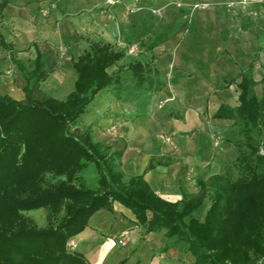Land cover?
<instances>
[{
	"label": "trees",
	"instance_id": "1",
	"mask_svg": "<svg viewBox=\"0 0 264 264\" xmlns=\"http://www.w3.org/2000/svg\"><path fill=\"white\" fill-rule=\"evenodd\" d=\"M9 4L2 0L0 12ZM160 42L144 47L152 51ZM0 47L19 52L1 35ZM124 57L125 51L112 44L90 43L74 63V91L59 101L41 89L50 71L40 53L28 65L11 56L26 84L21 101L0 95V264H88L68 243L98 210L113 212L115 202L129 208L148 233L165 231V252L178 248L194 264H264V76L257 82L253 65L248 66L237 84L239 106L222 105L214 116L242 127V139L234 140L238 134L230 133L237 159L224 174L199 180V193L183 194L173 203L142 176L126 180L121 153L96 143L90 130L75 129L99 92L111 85L120 89L119 75L108 69ZM153 61L135 60L127 71L138 87L155 93L165 80ZM89 164L99 174L96 189L83 178ZM48 175L59 181L47 182ZM207 198L208 211L198 219L195 214ZM38 209L47 212L45 228L24 215Z\"/></svg>",
	"mask_w": 264,
	"mask_h": 264
},
{
	"label": "crops",
	"instance_id": "2",
	"mask_svg": "<svg viewBox=\"0 0 264 264\" xmlns=\"http://www.w3.org/2000/svg\"><path fill=\"white\" fill-rule=\"evenodd\" d=\"M64 1L63 7L59 6L61 1L51 3L57 11L49 16L54 27L47 34L41 36L40 31L28 30L18 38L23 47L34 49L31 60L38 53L45 59L50 75L41 84L44 92L59 101L67 99L77 81L74 63L90 43H109L125 51V57L108 69L110 75H119L120 89L111 85L99 92L75 129L90 130L96 143L120 152V170L125 179L144 177L152 190L169 202L182 200L183 194L199 193V180L224 174L237 159L235 146L227 141L234 131V122L214 116L222 105L239 106L237 84L243 70L253 65L257 82L264 76L256 79L258 54L252 59L254 45L245 44L241 37L245 32L233 22L232 14L243 15L242 11L236 6L239 14L225 12L223 4L217 6L223 11L220 19L227 27L219 30L217 38L221 43L216 44V38L213 43L206 28L213 20L212 12L201 13L196 7L169 8L166 0H153L139 9L120 0ZM4 11L11 15L26 13L12 4ZM216 15L214 10L215 18ZM157 39L161 42L147 51L144 46ZM246 45H250L252 56L244 57ZM132 46H138L134 56L128 53ZM228 52L234 62L239 63L236 58L248 61L237 80L234 64L227 60ZM151 57L165 80L163 89L155 93L146 86L138 87L127 71L135 60L146 63ZM25 84L22 76L19 96L13 99H24ZM217 136L220 141H216ZM83 178L89 187H98L99 174L94 187L84 174ZM123 235L125 246L118 243ZM71 240L77 241L74 251L82 254L88 264H119L125 259L126 264H194V258L178 248L165 252V231L148 233L133 212L118 202L114 203L113 212L98 210L87 228Z\"/></svg>",
	"mask_w": 264,
	"mask_h": 264
},
{
	"label": "rangeland",
	"instance_id": "3",
	"mask_svg": "<svg viewBox=\"0 0 264 264\" xmlns=\"http://www.w3.org/2000/svg\"><path fill=\"white\" fill-rule=\"evenodd\" d=\"M2 0H0L1 3ZM10 4L14 5L15 7L19 9H23L26 13H22L21 15L17 14H8L6 11L0 12V35L5 40V42L9 44H14V47L18 48V53H10L6 50H4L2 47H0V94H7L10 92V96H13L12 98H18L19 92L22 87V75L18 72L16 65L12 62L11 56H15L17 59L22 60L26 65H28V62L31 60V58L34 56L33 53H35L34 49H28L27 47H23L20 42L18 41V38L23 35L28 30H37L41 32V36H43V33L47 34V32L50 31V28L54 27L48 19L50 18V14H52L54 11L56 12L55 8L51 6L52 2L58 3L59 6L63 7L65 4L64 0H8ZM106 2L110 3V0H105ZM121 2H130L135 8L139 9L142 7V4H147L153 0H120ZM166 6L171 8H177L182 9L186 6L189 8L195 9L198 8L197 11H200L201 13H209L212 12V22L211 25H207L206 28L211 32L213 36V43L215 40H217L216 44L219 41L217 38V35L219 34V30L221 28L227 27L226 22L220 19V17L223 16V11L221 8H218L217 6H220L223 4L226 9L224 10L227 12V10L235 11L239 14V11L237 9H240L243 13V15H236L232 14L233 18L235 19L233 22L236 23V28L239 30L240 28L245 32L241 37L243 36V39L246 43H252L254 45L253 49V56L251 55L250 45H246L244 47V57L252 56L255 57L256 54H258L257 62L255 63V76L256 79H259L264 75V0H247L246 3H244V0H166ZM61 4V5H60ZM236 6L238 7L236 9ZM217 8V9H216ZM214 10L216 15V18L214 17ZM21 11V10H20ZM132 11V10H131ZM27 13H29L30 18L28 17ZM154 14H156V11H153ZM218 17V18H217ZM211 18V19H212ZM209 23V22H208ZM236 29V30H237ZM240 32V31H239ZM216 38V39H215ZM260 38V43H259ZM215 39V40H214ZM221 43V42H220ZM223 47L222 46V51ZM224 54H226V51H223ZM229 53V52H228ZM230 54V55H229ZM228 54L227 60H232L234 64V68L236 70V73L233 74L236 76V80L238 78V75L240 73V69L245 68L248 65V61L246 58H236L239 63L234 62L235 58L231 53ZM241 54V53H240ZM33 55V56H32ZM134 56V55H131ZM250 62V61H249ZM256 93L258 96L261 95V85H259L256 88ZM235 103L238 105V101L235 100ZM233 129L238 134L235 137H231L234 140L242 139L243 137L240 135L242 127H234L233 123ZM230 135L227 136V141L230 142ZM220 137H216V141L219 140ZM231 143V142H230ZM261 154H264V145L261 148ZM87 182L92 185L93 187L97 183L98 178V171L95 167V165L91 164V167L86 169L83 172ZM59 179L48 175L47 176V182L49 183H56ZM209 208V199L207 198L205 207L202 208L200 211H198L195 214V217L198 219L203 220L206 212ZM24 215L34 221L35 224L38 226H44V224L47 227V212L45 209H38L33 210L30 212L24 213ZM191 258V257H189ZM186 264H189L185 261Z\"/></svg>",
	"mask_w": 264,
	"mask_h": 264
},
{
	"label": "built area",
	"instance_id": "4",
	"mask_svg": "<svg viewBox=\"0 0 264 264\" xmlns=\"http://www.w3.org/2000/svg\"><path fill=\"white\" fill-rule=\"evenodd\" d=\"M247 0H244V3H246ZM115 2H112V4H114ZM134 11V10H133ZM138 50V46H132L131 48H129L128 53L130 55H134ZM121 246H125L126 245V235H123L120 237L119 242H118ZM68 248L72 251H74L77 248V241L76 240H70L68 243Z\"/></svg>",
	"mask_w": 264,
	"mask_h": 264
}]
</instances>
